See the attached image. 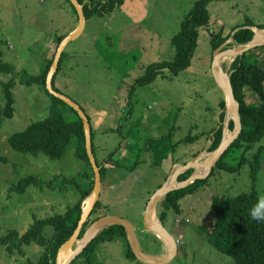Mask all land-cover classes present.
<instances>
[{
    "label": "rangeland",
    "instance_id": "374dc122",
    "mask_svg": "<svg viewBox=\"0 0 264 264\" xmlns=\"http://www.w3.org/2000/svg\"><path fill=\"white\" fill-rule=\"evenodd\" d=\"M196 1L126 0L110 14L92 16L84 32L66 46L67 56L56 79L61 92L79 103L91 117L100 161L123 144L114 157L115 163L107 165L110 170L100 197L104 206L91 216V223L102 215L131 220L142 248L151 254L160 249L156 237L144 227L145 209L153 193L177 167L172 156L161 166L154 165L149 142L169 130L174 131V141H179L190 132L196 135L219 128L220 102L226 96L213 75V53L206 40L214 27H222L224 34H228L248 19L264 25V0L209 2L211 30L201 29L192 65L174 78L158 77L153 83L137 88L130 107V88L145 68L151 62L174 58L171 39ZM75 14L68 0H0V50L4 52V62L12 66V70L0 68V107L5 105V85L11 79L15 80L16 99L14 116L5 118L0 129V237L13 229L22 234L36 218L65 212L77 200V194L76 182L63 185L64 178H75L82 188L89 184L85 176L89 165L76 156L73 145L62 158L50 159L42 154L21 153L9 143L12 134L50 115L51 96L47 91L21 79L40 74L47 57L55 51L54 34L69 32ZM231 42L232 46L236 44L233 38ZM261 48L247 57L264 64ZM231 58H225L224 67L230 69ZM246 94L247 102L261 100L249 89ZM64 109L70 119L75 117L72 110L66 106ZM127 113L131 115L122 120ZM118 127L122 129L120 132ZM125 136L132 138L123 142ZM210 145L207 136L195 142H182L177 158L183 162L198 153L204 160L208 157L205 152H212ZM257 145H264V138ZM137 160L140 162L133 170ZM119 163L124 166H117ZM216 173L209 185L181 200L183 212L178 218H189V223H177L174 214L171 215L168 229L180 241L179 251L165 264H235L231 256L209 244L200 227L210 226L213 221V195H237L250 189L249 167L246 165L241 173ZM32 174L54 184L31 185L25 191L12 189ZM259 176L258 189L264 199V164ZM164 249L165 244L161 252ZM25 250L27 256L22 257L20 250L11 253L0 244V264H24L28 258H36L40 248L34 244L25 246ZM95 264L149 263L128 257L126 241L117 239L99 244Z\"/></svg>",
    "mask_w": 264,
    "mask_h": 264
},
{
    "label": "trees",
    "instance_id": "16d2710c",
    "mask_svg": "<svg viewBox=\"0 0 264 264\" xmlns=\"http://www.w3.org/2000/svg\"><path fill=\"white\" fill-rule=\"evenodd\" d=\"M73 6L75 15L72 19V28L69 32H61L54 34L52 44L56 47L51 56L47 57L43 70L38 75L22 77V82L27 85L38 84L42 86L51 96L50 115L38 121L31 123L25 130L16 132L9 137L11 147L25 154L35 156L45 155L50 159H60L68 151L71 145L75 148V154L81 160H84L89 168L85 172L89 184L82 188L75 178L62 181L63 185L70 182H76L77 200L70 203L63 213H56L43 218H36L30 225L28 230L21 234L20 231L9 230L6 235L0 237V244L6 246L9 252L13 253L16 249L20 250L22 257L27 256L25 246L38 245L40 250L36 254V258H28L24 264H57V257L60 247L73 235L78 227L79 221L83 213V204L85 200L93 192L95 184V173L90 162L86 148V134L84 121L72 106L63 99L50 93L47 88V77L55 59L57 49L61 41L75 28L74 25L79 22V16L76 7ZM84 4V10L87 20L94 15L103 16L114 12L120 8L126 0H79ZM211 1L224 0H197L194 9L190 11L181 22L179 32L171 39V43L175 47V56L171 60H161L151 62L144 72L132 84L129 93V103L131 107L133 103V94L136 89L149 85L156 81L158 77L174 78L183 70L188 69L193 62L196 49L201 38V29L211 30V12L208 4ZM264 27L257 25L252 20H246L242 25L233 28L228 34H224V29L219 27L212 28L213 31L206 41L210 42L212 49V62L215 51L223 45L228 39L233 38L236 44H246L251 41L255 35L253 28ZM206 31V30H205ZM204 31V32H205ZM207 32V31H206ZM229 47L232 42L228 43ZM227 45V47H228ZM262 47V48H261ZM264 49V46L254 48L242 55L237 56L230 65L231 81L236 99L240 102V114L243 123L242 131L236 140L231 144L223 156L219 159L213 168L210 176L199 178L187 187L176 189L164 196L157 205V213L159 220L168 228L170 217L174 214L175 221L183 212L181 200L196 193L199 189L210 184L213 177L217 176L216 172L226 171L228 173H241L247 165L249 167V176L251 180L250 189L237 195L215 194L212 196V208L214 218L210 226L202 225L200 230L210 245L218 251L229 255L233 258L235 264H264V221H255L250 218L249 211L261 199L258 189L259 175L264 164V145H257L264 138V64L257 61H251L247 57L248 53ZM264 57V50H260ZM4 52L0 50V68L3 70H12V66L3 60ZM67 56L66 48L63 51L62 58L59 63L58 70L54 76V88L61 92L56 85V79L60 73L64 59ZM262 57V56H261ZM262 57V59H263ZM15 80H9L5 85V105L0 107V129L5 118H12L15 113L16 99L13 93ZM249 89L254 95L260 97V102H247L246 91ZM64 106L72 110L75 114L73 119L68 117ZM82 107V106H81ZM129 107V108H130ZM221 124L219 128H213L209 131H202L196 135L191 132L184 139L174 141V131L169 130L163 136L154 138L150 143L152 149L151 160L154 165L161 166L163 161L173 157L175 164H186L189 160L180 162L177 158V151L182 142H195L196 140L207 136L211 140L210 151L216 150L221 144L224 137V123L226 120V99L220 102ZM83 108V107H82ZM84 109V108H83ZM85 110V109H84ZM86 112V110H85ZM87 113V112H86ZM91 127L93 150L97 158L98 165L101 168L102 180L106 178L109 172L108 164L115 163L114 157L121 150L123 144L109 153L106 158L100 161L97 157V147L94 143V127L92 119L87 114ZM131 113H127L122 120L129 117ZM235 123L230 121L229 127L233 130ZM120 132L121 127L117 128ZM131 135V134H130ZM132 136H125L123 142ZM140 138V137H139ZM142 141V139H140ZM198 156V153L195 155ZM234 161V162H232ZM140 160H137L132 167L133 170L138 166ZM123 167L122 163L117 164ZM195 168H191L182 175L179 180L188 179ZM52 180H44L38 175L32 174L22 178L19 183L12 189L25 191L31 185L43 186L53 185ZM162 185H160L161 187ZM104 204L101 200L96 204L91 216L96 213ZM91 216L83 227L81 235L84 234L87 227L91 224ZM99 217V216H98ZM96 217L95 219H97ZM94 219V220H95ZM177 223H189V218ZM148 234L156 237L157 243L162 244L161 239L154 233L146 230ZM124 239L127 244V256L138 259L134 254L127 238L124 226L120 224L110 225L104 228L97 237L79 254L71 264H95L97 248L101 242ZM180 242V241H179Z\"/></svg>",
    "mask_w": 264,
    "mask_h": 264
},
{
    "label": "water",
    "instance_id": "95a60500",
    "mask_svg": "<svg viewBox=\"0 0 264 264\" xmlns=\"http://www.w3.org/2000/svg\"><path fill=\"white\" fill-rule=\"evenodd\" d=\"M77 9L79 16V23L76 29L71 31L60 43L55 59L51 66V69L47 77V88L50 93L63 99L75 110L84 121L85 134H86V148L90 158V162L95 173V184L93 192L88 197L87 206L83 208V213L79 221L78 227L73 235L60 247L57 257V264H71L76 257L81 254L84 249L97 237V235L106 227L114 224H120L124 226L127 234L130 246L137 256V258L143 262L149 264H165L172 261L179 251V240L170 232V230L157 218V205L159 201L166 196L169 192L181 189L189 186L190 184L197 181L199 178L208 177L213 168L216 166L219 159L236 140L242 131L243 123L240 114V102L236 99L232 81L231 73L228 67H224V60L230 56L234 60L237 56L244 54L254 48L264 46V27L253 28L255 35L251 41L246 44L234 45L227 47L228 43L232 41V38L228 39L223 45H221L214 53V59L212 63V71L216 82L223 89L226 96V120L228 119V125L224 123V137L219 147L212 152H205L208 154L204 160L200 159L199 156L193 157L186 164L177 163L175 166L177 170L173 171L167 181L159 187L151 196L147 203L144 213V227L147 231L156 234L165 244L166 251L160 254H151L146 252L140 242L136 227L134 223L123 217L114 215H102L95 219L86 229L83 235L81 232L87 220L91 216L96 204L100 200L103 180L101 168L98 165L97 158L93 150V139H92V127L90 119L81 107L74 99L67 96L66 94L56 90L53 85L54 76L58 70L60 60L63 55V51L66 46L79 37L85 30L87 25V17L84 10V4L79 0H71ZM232 60V61H233ZM231 119L234 121L235 126L232 132L228 133L229 124ZM228 126V127H227ZM191 168H195L193 174L186 180L180 181L179 177ZM203 168L204 171L197 169Z\"/></svg>",
    "mask_w": 264,
    "mask_h": 264
},
{
    "label": "clouds",
    "instance_id": "9594fccd",
    "mask_svg": "<svg viewBox=\"0 0 264 264\" xmlns=\"http://www.w3.org/2000/svg\"><path fill=\"white\" fill-rule=\"evenodd\" d=\"M249 216L255 221H264V199H259L250 209Z\"/></svg>",
    "mask_w": 264,
    "mask_h": 264
},
{
    "label": "crops",
    "instance_id": "0c3cea01",
    "mask_svg": "<svg viewBox=\"0 0 264 264\" xmlns=\"http://www.w3.org/2000/svg\"><path fill=\"white\" fill-rule=\"evenodd\" d=\"M78 23H79V22H78ZM78 23L74 25V27H75L74 29H76V28H77V26H78ZM74 29H73V30H74ZM73 30H72V31H73ZM149 143H150V142H149ZM149 145H150V144H149ZM163 163H164V162H163ZM161 242H162V241H161ZM162 247L164 248V242H162V244L160 245V248H159V249H160V252H158L157 254H160V253H163V252H165V251H166V246H165V249H164V251H163V252H161V251H162Z\"/></svg>",
    "mask_w": 264,
    "mask_h": 264
},
{
    "label": "bare ground",
    "instance_id": "6f19581e",
    "mask_svg": "<svg viewBox=\"0 0 264 264\" xmlns=\"http://www.w3.org/2000/svg\"><path fill=\"white\" fill-rule=\"evenodd\" d=\"M228 57H230V56H228ZM228 57H226V58H228ZM231 59H232V58H231ZM231 59H230V60H231ZM228 133H230V132L228 131ZM89 200H90V199H88V201H89Z\"/></svg>",
    "mask_w": 264,
    "mask_h": 264
},
{
    "label": "built area",
    "instance_id": "2783aa9c",
    "mask_svg": "<svg viewBox=\"0 0 264 264\" xmlns=\"http://www.w3.org/2000/svg\"><path fill=\"white\" fill-rule=\"evenodd\" d=\"M176 221H182V219H177Z\"/></svg>",
    "mask_w": 264,
    "mask_h": 264
},
{
    "label": "flooded vegetation",
    "instance_id": "af4514ba",
    "mask_svg": "<svg viewBox=\"0 0 264 264\" xmlns=\"http://www.w3.org/2000/svg\"><path fill=\"white\" fill-rule=\"evenodd\" d=\"M100 217V216H99Z\"/></svg>",
    "mask_w": 264,
    "mask_h": 264
}]
</instances>
